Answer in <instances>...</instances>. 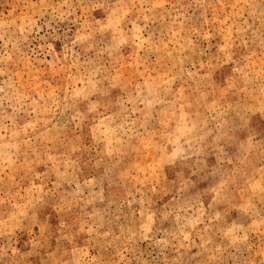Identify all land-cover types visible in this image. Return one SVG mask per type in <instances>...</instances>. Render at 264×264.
<instances>
[{
    "label": "rangeland",
    "instance_id": "rangeland-1",
    "mask_svg": "<svg viewBox=\"0 0 264 264\" xmlns=\"http://www.w3.org/2000/svg\"><path fill=\"white\" fill-rule=\"evenodd\" d=\"M0 264H264V0H0Z\"/></svg>",
    "mask_w": 264,
    "mask_h": 264
}]
</instances>
